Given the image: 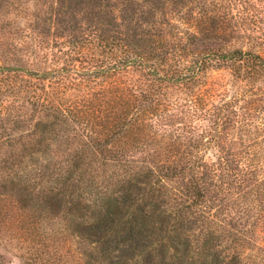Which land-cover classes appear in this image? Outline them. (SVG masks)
<instances>
[{
	"label": "trees",
	"instance_id": "trees-1",
	"mask_svg": "<svg viewBox=\"0 0 264 264\" xmlns=\"http://www.w3.org/2000/svg\"><path fill=\"white\" fill-rule=\"evenodd\" d=\"M255 47L264 0H0V251L264 264Z\"/></svg>",
	"mask_w": 264,
	"mask_h": 264
},
{
	"label": "rangeland",
	"instance_id": "rangeland-1",
	"mask_svg": "<svg viewBox=\"0 0 264 264\" xmlns=\"http://www.w3.org/2000/svg\"><path fill=\"white\" fill-rule=\"evenodd\" d=\"M256 51H259L260 53L264 54V47H255ZM211 81H215L217 83H223L229 82V73L226 70L222 71H216L211 73L210 75ZM231 87V86H230ZM257 148V147H256ZM260 162L264 161V156L259 158ZM252 234L250 236L252 237L253 241L249 244L251 249L247 250L248 257H264V251L262 250H256L253 248V244L256 243L258 246L264 247V229L262 227H255L253 228ZM6 247V244H4ZM0 253L2 256H0V263L2 264H24L23 260L20 257V253L17 249H5L3 246H1Z\"/></svg>",
	"mask_w": 264,
	"mask_h": 264
},
{
	"label": "water",
	"instance_id": "water-1",
	"mask_svg": "<svg viewBox=\"0 0 264 264\" xmlns=\"http://www.w3.org/2000/svg\"><path fill=\"white\" fill-rule=\"evenodd\" d=\"M0 264H2V263H0Z\"/></svg>",
	"mask_w": 264,
	"mask_h": 264
}]
</instances>
